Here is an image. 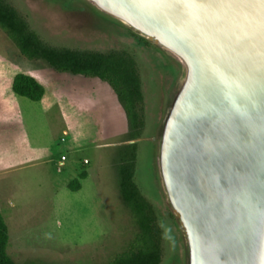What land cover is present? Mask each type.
<instances>
[{
  "label": "rangeland",
  "instance_id": "374dc122",
  "mask_svg": "<svg viewBox=\"0 0 264 264\" xmlns=\"http://www.w3.org/2000/svg\"><path fill=\"white\" fill-rule=\"evenodd\" d=\"M8 1L50 46L126 50L135 58L146 121L135 140L136 181L151 201L158 200L148 173L162 80L169 95L170 68L164 59L127 31L102 23L83 25L79 20L87 10L82 7L47 0ZM19 72L43 84L46 94L41 101L13 92V78ZM128 131L123 105L109 84L22 57L0 28V212L8 226V252L17 262L109 264L128 251L137 227L122 199L115 166L118 146L130 142ZM82 170H87L88 177L80 190L72 191L69 183ZM161 206L155 207L164 237L161 264H180V236Z\"/></svg>",
  "mask_w": 264,
  "mask_h": 264
},
{
  "label": "water",
  "instance_id": "95a60500",
  "mask_svg": "<svg viewBox=\"0 0 264 264\" xmlns=\"http://www.w3.org/2000/svg\"><path fill=\"white\" fill-rule=\"evenodd\" d=\"M78 2L83 25L128 29L177 68L149 152L158 200L134 180L174 220L184 264H264V0Z\"/></svg>",
  "mask_w": 264,
  "mask_h": 264
},
{
  "label": "trees",
  "instance_id": "16d2710c",
  "mask_svg": "<svg viewBox=\"0 0 264 264\" xmlns=\"http://www.w3.org/2000/svg\"><path fill=\"white\" fill-rule=\"evenodd\" d=\"M0 28L22 57L41 59L58 72L97 77L109 84L121 101L128 120L127 140L141 137L146 124L142 78L137 61L128 51L98 52L50 46L30 28L25 16L8 0H0ZM12 89L17 96L33 102L41 101L46 94L43 84L25 72L15 74ZM137 150V142L118 146L115 163L120 193L133 216L137 234L128 251L109 264H161L163 259L164 237L156 209L134 180ZM87 177V170H82L69 183V188L80 190ZM8 244V226L0 212V264H20L9 254ZM22 264L44 263L30 261Z\"/></svg>",
  "mask_w": 264,
  "mask_h": 264
},
{
  "label": "flooded vegetation",
  "instance_id": "af4514ba",
  "mask_svg": "<svg viewBox=\"0 0 264 264\" xmlns=\"http://www.w3.org/2000/svg\"><path fill=\"white\" fill-rule=\"evenodd\" d=\"M49 1L51 4L53 5H60V6H63V7H71V6H75V7H82L84 9H86V7L84 5H82L81 3L78 2V0H47ZM87 10V9H86ZM88 12V10H87ZM86 12V13H87ZM109 28L113 29V30H124V31H127L131 34V36L134 38V39H138L139 41H142V39L136 37L131 31H129L128 29H125V28H122V27H119V26H116V25H107ZM80 28H83V27H80ZM85 28V27H84ZM122 41V42H121ZM123 41L125 40H120L119 43L121 44H124ZM126 42V41H125ZM128 43V42H126ZM147 44V43H146ZM124 48V47H123ZM125 49V48H124ZM157 53H159L158 51H156ZM159 55L162 57V59H164L165 63L169 66V77L167 79V83H166V90L167 92L170 94L172 88H173V85H174V82H175V79H176V76H177V68L174 64H172L170 62V60L165 56L163 55L162 53H159ZM181 263L180 264H184V253L183 255L181 256V259H180Z\"/></svg>",
  "mask_w": 264,
  "mask_h": 264
}]
</instances>
